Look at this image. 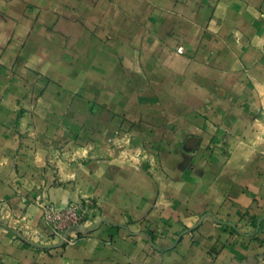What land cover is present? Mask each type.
Here are the masks:
<instances>
[{"label":"crops","instance_id":"crops-1","mask_svg":"<svg viewBox=\"0 0 264 264\" xmlns=\"http://www.w3.org/2000/svg\"><path fill=\"white\" fill-rule=\"evenodd\" d=\"M0 264H264V0H0Z\"/></svg>","mask_w":264,"mask_h":264},{"label":"built area","instance_id":"built-area-1","mask_svg":"<svg viewBox=\"0 0 264 264\" xmlns=\"http://www.w3.org/2000/svg\"><path fill=\"white\" fill-rule=\"evenodd\" d=\"M90 206L89 201H72L65 207L42 202V218L54 237L60 238L64 244H74L83 233L82 226Z\"/></svg>","mask_w":264,"mask_h":264}]
</instances>
